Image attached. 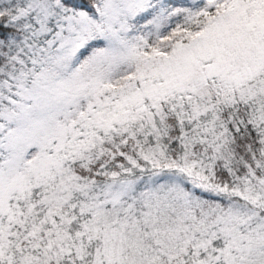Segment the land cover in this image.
Instances as JSON below:
<instances>
[{
	"label": "snow or ice",
	"instance_id": "obj_1",
	"mask_svg": "<svg viewBox=\"0 0 264 264\" xmlns=\"http://www.w3.org/2000/svg\"><path fill=\"white\" fill-rule=\"evenodd\" d=\"M0 264H264V0H0Z\"/></svg>",
	"mask_w": 264,
	"mask_h": 264
}]
</instances>
